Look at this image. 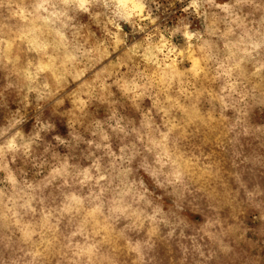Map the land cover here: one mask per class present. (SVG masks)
I'll use <instances>...</instances> for the list:
<instances>
[{
	"label": "rangeland",
	"instance_id": "1",
	"mask_svg": "<svg viewBox=\"0 0 264 264\" xmlns=\"http://www.w3.org/2000/svg\"><path fill=\"white\" fill-rule=\"evenodd\" d=\"M0 264H264V0H0Z\"/></svg>",
	"mask_w": 264,
	"mask_h": 264
},
{
	"label": "snow or ice",
	"instance_id": "2",
	"mask_svg": "<svg viewBox=\"0 0 264 264\" xmlns=\"http://www.w3.org/2000/svg\"><path fill=\"white\" fill-rule=\"evenodd\" d=\"M80 6L83 7L84 6L83 3ZM113 135H116V134L114 133Z\"/></svg>",
	"mask_w": 264,
	"mask_h": 264
}]
</instances>
